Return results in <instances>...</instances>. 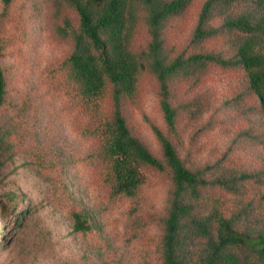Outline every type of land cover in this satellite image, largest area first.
Segmentation results:
<instances>
[{"label": "rangeland", "instance_id": "1", "mask_svg": "<svg viewBox=\"0 0 264 264\" xmlns=\"http://www.w3.org/2000/svg\"><path fill=\"white\" fill-rule=\"evenodd\" d=\"M204 2L191 0L167 22L168 59L234 60L242 34L224 23L247 5L215 10L205 26L213 34L197 41ZM64 21L77 24L62 0H13L6 7L0 0V264H163L170 174L141 166L135 195L113 194L94 154L97 142L85 132L93 124L65 83L72 43L59 33ZM146 43L141 26L134 48ZM169 92L175 132L164 123L157 82L142 75L122 108L131 134L161 158L152 130L159 129L185 166L205 169L207 178L248 176L234 193L208 194L219 197L225 217L237 214L238 230L264 231V116L243 70L209 64L192 78L171 81ZM103 110L110 112L107 101ZM73 213L85 216L88 231L73 230Z\"/></svg>", "mask_w": 264, "mask_h": 264}, {"label": "trees", "instance_id": "2", "mask_svg": "<svg viewBox=\"0 0 264 264\" xmlns=\"http://www.w3.org/2000/svg\"><path fill=\"white\" fill-rule=\"evenodd\" d=\"M13 0H1L4 7ZM77 17L76 26L64 21L59 33L69 39L72 50L65 61V83L81 111L93 126L86 129L97 142L95 157L102 163L104 178L114 195L133 197L140 186L139 168L167 170L171 178L168 209L162 221L163 264H264V231L237 229V214L225 217L213 189L234 193L239 177L207 178L205 169H188L172 143L159 129L153 134L161 149L155 157L135 138L122 113L125 101L133 99L143 74H151L158 84L159 107L166 128L176 129V111L169 102V83L192 78L205 66H239L248 88L255 95L264 116V0H205L195 28L200 41L213 33L205 26L215 10L237 4L244 12L228 18L225 26L242 34L234 60L208 54L186 59L165 55L166 24L181 16L191 0H62ZM146 28V46L137 51L134 38L138 28ZM5 95L0 70V106ZM107 101L110 112L103 104ZM1 166V163H0ZM24 211H20L22 216ZM73 230L90 229L85 216L73 213ZM197 248L194 250V247Z\"/></svg>", "mask_w": 264, "mask_h": 264}]
</instances>
